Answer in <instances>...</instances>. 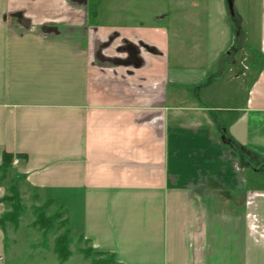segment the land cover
Returning <instances> with one entry per match:
<instances>
[{
	"label": "crops",
	"instance_id": "obj_1",
	"mask_svg": "<svg viewBox=\"0 0 264 264\" xmlns=\"http://www.w3.org/2000/svg\"><path fill=\"white\" fill-rule=\"evenodd\" d=\"M234 6L0 0V165L19 158L22 199L64 226L23 215L0 264H92L82 244L117 264H264V0ZM29 234L41 263L8 247Z\"/></svg>",
	"mask_w": 264,
	"mask_h": 264
},
{
	"label": "trees",
	"instance_id": "obj_2",
	"mask_svg": "<svg viewBox=\"0 0 264 264\" xmlns=\"http://www.w3.org/2000/svg\"><path fill=\"white\" fill-rule=\"evenodd\" d=\"M235 15V19L237 18ZM22 158V156H19ZM14 156L12 154H4L3 162L0 165V186L8 178V175L13 168ZM10 195H7L3 198V202L11 204V210L6 212L3 216L0 217V229H6L7 225L11 224L14 227L19 226L21 217L24 213V206L22 204L21 193L19 187L15 184L10 187ZM56 217L47 216V213L44 211L36 219L34 226L40 227L42 231L47 233L55 227ZM71 239L69 236V231L58 236L55 241V252L58 255V258L62 262H66L72 255L70 249ZM82 254L87 259H92V264H117L113 255L104 254L101 252H94L91 248L81 250Z\"/></svg>",
	"mask_w": 264,
	"mask_h": 264
},
{
	"label": "rangeland",
	"instance_id": "obj_3",
	"mask_svg": "<svg viewBox=\"0 0 264 264\" xmlns=\"http://www.w3.org/2000/svg\"><path fill=\"white\" fill-rule=\"evenodd\" d=\"M233 17L235 19V15ZM254 54H257V52H253V51H250L249 49H247V52L243 56V59H245L246 68H248L251 65L253 59H255L256 56ZM14 178H15V172L13 170H11L10 173H9V175H8V178L3 183V186H6V188H7L4 197L7 196V195H10V191H9L10 190V187H12L13 185L16 184L15 181H14ZM263 182H264V180H263ZM21 198H22V196H21ZM3 203L6 206H10V210H11V204L10 203H7V202H3ZM22 204H23V206H28L26 209L24 207V213H23V215H24L25 220H28L29 221V220L32 219L33 216H35L36 219H37L39 217V215L44 212V209H42V208L41 209H37L36 211H33V209L30 208L29 206H35L36 203L32 202L30 200V198H25L24 200L22 199ZM40 206H44V205H40ZM9 211H7V212H9ZM60 213L61 212H58V214H60ZM58 214H57V216H55L56 217V220L54 222L55 227L53 229H55V228H57V229H64L63 228L64 227L63 226V223L60 221V217L58 216ZM36 219H35V221H36ZM9 225H11V224H9ZM66 225H67L66 226L67 228H65L66 230H68V229L69 230L70 229L72 230L73 225L76 226V224L74 222V216H71L70 222L68 224H66ZM11 226L14 228L13 225H11ZM34 227L40 229V227H38V226H34ZM73 229H75V228H73ZM50 231H48V232H50ZM29 236H30V238H32V242L30 240V242L28 241V243L30 244V246L33 245V247L31 248V251L28 249V247H27L28 245L25 243L27 241L25 240L24 235H22L21 237L19 236L18 239H14V238L10 239V238H8V241H7L8 247H10V246L12 247L13 245H17L18 248L20 249L21 253H22V256H23L21 260H25L26 262H32V263H34V262L41 263L42 262V259L35 260V256L34 255L41 254V258H42V254L50 253L51 250H52V248L45 241H42L44 247H42L38 243H36V241L33 239L34 236H35L34 234H29ZM69 236L71 237L74 246L79 247L80 245H79V243H78V241L76 239V232H74L73 230L70 231ZM81 246H84V248L81 249V250H84V249H88L89 248L85 244H82ZM81 250L79 249L78 252H81ZM32 253L34 255H32ZM89 260L91 261L92 259L90 258ZM235 262H239L240 263L241 262V259L240 260H235Z\"/></svg>",
	"mask_w": 264,
	"mask_h": 264
},
{
	"label": "water",
	"instance_id": "obj_4",
	"mask_svg": "<svg viewBox=\"0 0 264 264\" xmlns=\"http://www.w3.org/2000/svg\"><path fill=\"white\" fill-rule=\"evenodd\" d=\"M229 11L231 13V16L235 15V6H234V0H227Z\"/></svg>",
	"mask_w": 264,
	"mask_h": 264
},
{
	"label": "built area",
	"instance_id": "obj_5",
	"mask_svg": "<svg viewBox=\"0 0 264 264\" xmlns=\"http://www.w3.org/2000/svg\"><path fill=\"white\" fill-rule=\"evenodd\" d=\"M18 163H19V158H14V160H13V164L16 165V164H18Z\"/></svg>",
	"mask_w": 264,
	"mask_h": 264
}]
</instances>
